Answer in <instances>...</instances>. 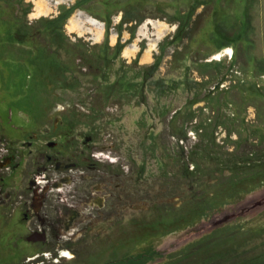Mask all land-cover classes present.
<instances>
[{"label": "rangeland", "instance_id": "rangeland-1", "mask_svg": "<svg viewBox=\"0 0 264 264\" xmlns=\"http://www.w3.org/2000/svg\"><path fill=\"white\" fill-rule=\"evenodd\" d=\"M16 1L0 0V7L12 10ZM77 1L22 0L28 13L25 15L23 6L19 16L32 23L42 17H56L64 8L69 12L64 20L66 35L72 41L81 38L90 45L114 48L108 80L125 74L130 86L125 87V93L115 87L101 95L97 86L85 84L89 78L83 75L80 80L84 86L79 89L66 85L48 86L45 90L41 86L43 91L36 89L28 78L30 69L16 67L15 58L9 62L0 60V136L4 137L0 140H8L10 146L23 140H60L66 144L62 150L67 154L73 152V142L79 140L87 150L86 158L96 163L93 171L65 167L74 159L47 164L33 151L26 161V172L19 174L20 169L13 168L9 177L8 171L2 172L5 186L0 189V257L11 249V228L16 223L12 207L23 206L16 202L21 197L17 198L11 189L19 185L22 197H27L30 188L44 192V205L38 200L34 205H41L39 216H43L45 228L53 238L57 233L67 237L78 232L75 227L79 229L76 238L81 243L71 245L77 253H65L62 264H90L89 256H95L96 264L263 262L264 186L234 204L205 211L200 203L214 189L192 197L189 180L181 173L190 147L197 144L200 148L203 143L199 140H205L209 134L213 137L207 140L214 138L221 153L233 152L231 141L239 142L240 138L249 140L242 150L255 152L264 145H259L264 140V110L259 111L258 99L251 96L255 85L264 89V79L256 83L250 79V73L246 75L240 69L243 56L264 58V0H129L147 16L134 34L132 24H124L121 29L118 26L128 8L125 0H112L114 6L110 8L104 4L106 0H91L86 5L94 14H112L108 29L104 22L77 8ZM121 6L125 11L118 9ZM191 14L192 24L198 19V28L191 29L189 51L192 55L199 51L197 64L190 57L174 68V48L167 46V41L173 40ZM186 43L187 39H183L179 49ZM224 44L228 45L214 52ZM231 56L237 57L236 63H232ZM143 76L147 79L140 87ZM66 77L67 80L71 76ZM160 79L165 83L164 92L155 93L152 83ZM186 79L195 85H184ZM234 86L241 90V98L233 92ZM233 97L236 102L231 101ZM193 110L196 117L190 114ZM189 118L193 119L187 121ZM182 124L186 135L180 138L181 142L173 138L171 131ZM55 126L59 127L52 134ZM12 147L19 148L17 144ZM211 152L205 149V156L199 155V159L203 157L200 169H215L220 164L219 156H215L217 161L208 156ZM31 160L34 164L28 165ZM18 178L21 183L16 181ZM63 180L67 181L65 186ZM54 182H58L57 188ZM70 188V197L63 198ZM195 190L201 187L196 186ZM100 202H107L108 209L97 210ZM197 207L206 216L198 219ZM32 221L31 228L42 227L35 219ZM67 222L69 230L65 232L63 226ZM159 223L167 224L172 231L163 233L164 227ZM17 232L14 230L13 234Z\"/></svg>", "mask_w": 264, "mask_h": 264}, {"label": "trees", "instance_id": "trees-1", "mask_svg": "<svg viewBox=\"0 0 264 264\" xmlns=\"http://www.w3.org/2000/svg\"><path fill=\"white\" fill-rule=\"evenodd\" d=\"M21 1L22 0H17L12 3V10H4L0 7V60L9 62L12 58H15L16 67L26 66L30 69L31 74L28 75V78L32 80V84L36 89H40L41 86L45 89V87L48 86L59 88L66 85H71V87L79 89L84 86L80 80L84 75L83 78H89L88 82L85 84H87L88 87L97 86L99 94L101 95L104 94V91H109L111 88L115 87L119 89L121 88V90H124V93L127 91L125 87L128 88L130 82L125 74L117 76L113 80H108L110 78V65L114 62V55L112 53L114 48H111L106 44L99 46L95 44L90 45L81 38L72 41L64 31V20L66 14L69 13L64 8H61L59 14L53 18L42 17L32 23H29L24 18L21 19L19 16L21 7H25V15L28 13V11H26V6L23 5ZM78 1L75 4L77 8L85 10L91 16L104 22L106 29L110 27L111 13L102 14L103 16L94 14L93 9H91L90 6H86L89 5L91 0ZM124 2L128 8L126 11L125 7L121 6L122 8H118L125 11L118 26L119 29H121L124 24H132L130 29L134 34L136 28L146 19L147 16L143 14V9H139L129 0H125ZM104 4L107 5V7L113 5L112 0H106ZM193 21L194 24H192L191 14L189 16V22H183V24L180 25L178 32L173 36V40H166L167 46L172 45L174 48L173 53L171 54L172 65L174 68L180 67V65L190 57V60L193 61L195 65L197 64L196 56L199 51L193 53L194 55L189 51L191 49L190 45L192 39L190 35L191 29L193 30L195 28L196 31L198 28L195 25L198 19ZM183 39H187V43L182 45L179 49L178 45ZM226 45L228 44L216 47L214 52H220L226 47ZM241 46L245 45L241 44ZM62 54L64 56H62ZM230 59L232 60V63H236L237 57L233 59L231 56ZM221 61L222 60H219V63ZM240 67L242 73L246 75L247 73H250L249 77L254 80V82L258 83L261 79H264V58L255 60L253 57L248 58L243 56ZM48 70H50L49 73L47 72ZM67 75L71 77L66 80ZM146 79L147 76L142 77L140 87L143 86ZM54 80H56L55 83ZM102 80L105 81L104 83H106V87L103 86L104 83L101 82ZM185 81L184 85H195L190 79H186ZM152 84L155 93H158V91L162 92V89L165 87L164 80L161 79L153 81ZM142 89L143 88H141V90ZM236 89L237 88L234 86L232 90L237 96L240 95L239 98H241V90ZM253 89L254 93H252L251 96L258 99L259 111L263 112L264 89L256 85ZM193 96H195V94H193ZM139 97H141V94ZM142 97L144 98V96ZM197 97L198 93H196L195 98ZM231 101L236 102L234 97ZM190 114L195 116V111L193 110ZM178 115L179 113L177 112V118ZM188 116L189 113L187 114V117ZM170 119H173V116H171ZM192 119L189 118L187 121ZM208 132H206V134H208ZM171 133L173 138L176 137L178 139L177 141L182 142L183 140L180 138H183L184 135H186L184 125L182 124L181 128L176 131L174 130V132L172 130ZM212 137V134H209L205 140H199V143H203L199 146L200 148L197 147V144L195 145L196 147H190V150L187 152L188 154L185 156L186 163H184L181 173L182 176L184 175V177L189 180L188 190L192 197L193 195H199V192L203 193L205 190L207 192L214 189V191H210V194L206 198V194H204L205 201L200 203L204 205L202 208L205 211L213 210L222 204H234L240 201L245 194L264 186V145L256 150L258 152H253L250 149L242 150V145L249 140H242L240 138L239 142L231 141L235 148L233 152L221 153L220 150L218 152L219 147L214 138L213 140H207L212 139ZM262 144H264V140L259 141V145ZM205 149H210L212 151L208 155L209 157L212 156V159L217 161L216 157L219 156L218 162H220V164L218 163V166L215 169H200L199 164L203 161V157L199 159V155L203 156L205 154ZM214 150L217 151V153ZM190 166L192 167L191 170H189ZM196 186H200L201 190H195ZM197 209V213L200 215L198 216V219L199 217L203 218L201 216H206L203 214V209L200 210L199 207H197ZM193 220L194 223L196 218L194 217ZM159 224L164 227V229H162L164 230L163 233L172 231L173 229H169L167 224ZM158 235L160 236V234ZM261 263H264V261Z\"/></svg>", "mask_w": 264, "mask_h": 264}, {"label": "flooded vegetation", "instance_id": "flooded-vegetation-1", "mask_svg": "<svg viewBox=\"0 0 264 264\" xmlns=\"http://www.w3.org/2000/svg\"><path fill=\"white\" fill-rule=\"evenodd\" d=\"M55 127L56 128H54L52 134H55L57 132L59 126H55ZM30 135L32 136L34 134H30ZM30 135L28 136V138L30 137ZM15 144L19 146L18 149H13L12 146ZM84 145L87 144L84 142ZM62 146L64 147L66 146V144L60 142V140H23L19 143L16 142L11 143V146L9 145L8 140H0V176L2 172L4 173L8 171L7 172L8 176L6 177H9V174L11 173L13 168L16 169L19 168L20 169L19 174L26 172L27 170L25 169V166L27 165L26 161L29 157H31L33 151H35L37 155H40L42 161L46 162L47 164H51V162L59 159H68V160L74 159L75 162H72L69 165H66L65 167H69V166L70 168L82 167L86 171L95 170L94 165L96 163H94L92 159L86 158L85 154L87 153V150H84L83 147H81L79 140H75V142H73V152H69L68 154L63 152ZM89 154L91 158L94 156L93 153H89ZM79 161H82L83 163L80 164ZM84 161L86 162L90 161V163L85 164L86 162ZM29 162L30 164L28 165L34 164V160H31ZM57 164L58 167L62 166V164L60 163ZM38 166L39 164L37 165V168L40 169V166L39 167ZM42 178H44V174ZM3 179L5 178L0 177V189L4 188L3 186H5L3 185ZM16 181H19L21 183V179L19 178ZM25 181L27 182V179ZM66 182H67L66 180H63V186L66 185ZM13 183L16 182H14L13 180ZM37 186H39L38 183ZM53 186L57 188L59 186L58 182H54ZM77 186L78 184L76 185V187ZM11 189L14 190V193H16L17 198L19 196L21 197V200L19 201L16 199V202L18 204L20 203V205L23 206L21 207V209L20 207H18V205L12 207V212L15 213L16 223L18 224L17 227H16V223L13 224V227L11 228L12 230V233L10 234L11 249L9 250L6 249L7 254L0 257V264H50V262H52L51 264H62L63 261H65L64 258L65 253H69L70 250L72 252H75L74 250H72L73 248L71 247V245L75 243L73 244V246L75 247L81 243L80 242L81 239L76 238V236H78L80 233L79 229L75 227L74 230L78 232L73 233L67 237H65L64 234L62 233H57L55 235V238H53L52 237L53 235L51 236V232L47 231V229L45 228V220L43 219V216H39L40 211L38 212V209L39 207H41V205L39 207H35L34 205V202L36 200H38L40 203L41 201H43L42 206L44 205V192L41 190L40 193H38L36 192V190L30 188L31 190L29 194L27 193V197L24 196L22 197L23 194L21 195L20 192H23V189L19 185L16 187H12ZM71 191L72 188H70L67 191V194H65L64 195L65 197L63 198H66L67 196L70 197L69 193ZM60 193L62 192L58 191V194ZM85 199H87V196H85ZM62 201H67V200L65 199ZM98 204L99 205L97 207V210H104L106 208L108 209L107 202H105L104 204H101L100 202ZM1 210H2V206L0 203V211ZM34 219L39 223V225H42L41 228L39 227L36 229L31 228L33 226L32 220ZM74 223L75 222H73V224ZM67 225L68 222L63 226L65 232L66 230H69V226ZM19 226H21L19 228L20 230H18ZM14 230L16 232L18 230L17 232L18 234H13ZM17 239H20L21 242L18 243ZM62 239H67V242L63 241ZM19 244L22 246L19 247ZM17 253H19L20 255L18 256ZM93 257L95 256H89V260H87L90 264H96L97 260L94 259ZM124 260L127 261L128 259L125 258ZM112 263L113 262H109V264Z\"/></svg>", "mask_w": 264, "mask_h": 264}, {"label": "water", "instance_id": "water-1", "mask_svg": "<svg viewBox=\"0 0 264 264\" xmlns=\"http://www.w3.org/2000/svg\"><path fill=\"white\" fill-rule=\"evenodd\" d=\"M261 264H264V263H261Z\"/></svg>", "mask_w": 264, "mask_h": 264}]
</instances>
